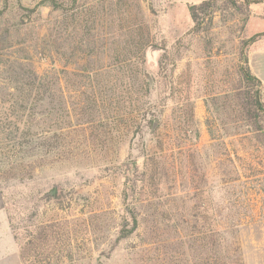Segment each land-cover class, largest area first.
Masks as SVG:
<instances>
[{"label": "rangeland", "instance_id": "374dc122", "mask_svg": "<svg viewBox=\"0 0 264 264\" xmlns=\"http://www.w3.org/2000/svg\"><path fill=\"white\" fill-rule=\"evenodd\" d=\"M41 1L0 0V32L9 28L0 44V264H166L169 256L173 264H183L179 251L163 247L178 239L171 237L173 232L187 241L188 223L204 225L207 233L214 222L242 264H264V150L242 137L244 128L232 127L233 115H219L210 104L243 88L236 63L239 53L248 58L253 44L264 40L261 36L245 43L264 32V0H233L235 5L219 1L213 14L200 17L197 32L188 9L205 0H78L73 5L57 0L82 12L86 40L92 39V32L99 37L82 58L72 54L75 42L69 35L63 45L67 60L48 36L58 12ZM27 11L32 12L29 18L22 16ZM14 24H19L16 32ZM132 27L151 44L137 53L122 48ZM115 50L120 58L145 61L143 78L149 91L138 103L146 115L141 133L123 118L130 105L127 96L120 107L115 101L106 104L107 120H100L103 108L98 105L89 117L82 115L83 96L96 87L76 77L78 68L93 60L89 74L114 81L122 74L97 61L111 60ZM24 63L37 75L51 68L63 70L64 77L51 73L61 90L58 85L45 94L32 90L27 103L22 102L21 87L7 78ZM118 90L119 85L107 88L106 94ZM259 95L264 103L262 84ZM56 96L64 99L61 120L54 117L57 105L49 103ZM14 105L17 119L8 117ZM152 114L163 121V153L167 142L179 140L183 150L197 149L196 166L188 168L181 156L175 180H161L158 195L138 200L151 205L141 210V217L154 204L165 210L169 228L148 234L141 226L122 238L121 232L133 226L128 206L136 198L130 190L134 172L148 151H159L152 134L156 128L152 131L153 122L148 123ZM15 126L19 134L27 132L20 140L25 151L3 140V130ZM212 137L221 144L217 150L209 147ZM12 159L16 166L7 173ZM175 218L179 222L173 230ZM39 231L43 235L37 237ZM184 259L191 263L188 253Z\"/></svg>", "mask_w": 264, "mask_h": 264}, {"label": "trees", "instance_id": "16d2710c", "mask_svg": "<svg viewBox=\"0 0 264 264\" xmlns=\"http://www.w3.org/2000/svg\"><path fill=\"white\" fill-rule=\"evenodd\" d=\"M65 1L73 5L78 0ZM219 1H225L229 5H235L233 0H205L197 5L189 6V15L192 23L194 24L193 32H197V30H199L200 17L213 14V9H215V6ZM41 5L51 7L52 10H56L58 12L52 26L48 29V36L53 42V48L56 49L57 54L61 58L66 60L68 58L66 48L65 46L63 47V45L65 44L66 38L69 35L73 36L75 42L72 49L73 55H81L80 57L85 58L84 56H87L89 52L95 48V45L99 41L98 34L92 32L90 35L92 39L86 40L84 26H82L81 21V19L83 20L81 11H73V7H63L62 4H60L57 0H42ZM71 9L72 11H70ZM30 13L32 12L27 11V14H22V16L29 18ZM9 16L14 17V14H10ZM70 23L73 24L71 32L68 31L70 28ZM18 25L19 24H14L12 26V29L15 32L18 30ZM134 30L138 31V28L134 29L132 27L130 29V32L126 34L128 38L123 42L122 48L123 50L137 53L138 51L149 47L151 44L147 38L143 39V37L139 35L138 32L135 33ZM3 33L5 35H9V28L0 32V44L3 41ZM261 36H264V32L253 35L245 42L246 45L255 42L258 37ZM60 48H62L61 53L59 52ZM114 52L115 57L111 58V60L107 61L101 59L97 61V63L102 65V68L113 67L114 70L117 71V74H122L121 76L116 75L113 77L114 81L107 80L109 76L106 75L97 76L96 73L93 75L89 74L92 71L89 65L90 63L94 62L93 60L88 59L84 65L78 68L81 73H77L76 77L83 78L85 80L87 79L89 86L96 87V89L92 88L89 92L84 94V111L82 115L89 117L92 115V107L98 105L103 108L102 113L99 114L100 120H107L109 117L107 116L105 108L106 104L108 102L111 104L112 101H115V104L120 107L121 101L127 96L130 105L128 111L123 114V118L126 122L130 123L134 132L141 133L145 127L144 122L146 115L144 112H142L143 106H139L138 103L147 95V92L149 91L148 84L143 78L145 61L142 57H136L132 59L120 58L118 52L116 50ZM236 69L238 71L239 83L242 84L243 88L239 86L231 92V95L224 94L222 96V101H218L219 99H214L210 104L212 109L219 115H222V113L226 112L227 116L229 117L233 115V121L236 122L232 127L244 128L245 133L242 137L249 141L256 148L260 147L262 150H264V103L260 100L259 95L261 82L251 73L248 58L243 53H239ZM52 71L58 72V74L62 75L63 77L65 76V72L63 70L56 71L55 68H51L42 75H37L33 72L30 64L24 63L18 65L14 74H10L7 79L19 84L21 87V91H18L20 92L19 96L21 95L20 98H22V102L26 104V101H28L32 90H37V95L39 92L45 94L50 90L52 85H58L59 90H61L62 87L59 84V79L56 77L53 80V76H51ZM124 80H126V82H123ZM78 83H81V80L75 82V84ZM106 85L109 89L119 85L118 94L114 93L115 96L114 94L107 95ZM52 102L55 104V106L57 105L54 117L56 120H61L63 115L60 111H62L64 99L60 96H56L49 100L50 104H52ZM50 104H47V107H50ZM21 109L24 110L25 106H22ZM30 109L32 110V108L29 107V110ZM8 110V117H12V119L18 118V109H16L15 105L10 106ZM186 111L188 117L187 120H191L192 109L188 107ZM27 116H30V118L34 117V115L31 113H29ZM112 119L114 121L118 120L115 116L112 117ZM152 122L156 123L155 126L152 125V131L156 128L157 133L154 131L152 134L156 138L159 151L156 149L153 151H148V155L143 157L144 162L141 166V169L138 172H134V175L136 173V177L134 176V179L131 181L130 190L134 193L136 198H134L132 203H130V206H128V211L132 216L133 226L131 231L123 230L121 232L122 238L128 237L129 234H133L135 232L137 233L141 226H144L143 229L144 231H147L148 234H153L158 230L164 231V229L169 228V223L164 222L165 216H167L165 210H159L157 207L158 205L154 204V206L150 209L151 211L149 210V212H146L145 216L141 217V210H144L145 207L149 209V206L151 205L147 204L146 206H142L138 200L141 196L148 199L153 195H158L161 180H166L167 178H171V181L175 180V174L179 169L178 165H181L183 162L181 156H184L186 160L184 162L188 168L191 169L196 166L194 162V154L197 153V149L195 148L192 153L189 152V148L183 150L182 147H178V145L181 143L179 140H173L172 143L167 142L168 145L164 149L165 152L163 153V136L165 137L163 130L164 126L162 124L163 121H161L159 115L152 114L148 120V123L150 124ZM28 123V126H31L32 119H29ZM10 124L11 122L8 123V126H10ZM13 128V130L11 128H7L8 132L7 130H3V133H5L3 140L7 141L8 143L11 142V147L14 150L17 149L20 151H25L26 148L20 140L26 136L27 132H21L19 134L18 127L15 126ZM213 138L214 137L211 138L213 142L209 145V147L217 150L221 144H215ZM173 145L176 146L173 147ZM16 159L17 157L14 158V160ZM14 160L12 159L10 164H6V167H8L7 173L13 171V168L16 166V161ZM191 171L194 172V170ZM166 210L168 213L171 212L169 209ZM192 210L193 207L190 209V211L192 212ZM172 221L174 225H172L170 228L174 230L179 220L175 218ZM187 227L190 228L184 235L185 237H188L187 241L179 237V235H175L176 233L173 232L171 237H175V239L177 237L178 239L169 245L165 244L163 246L167 248L168 252L170 253L172 250L179 251L182 255V260L184 261L183 264H186L184 259L186 253H188L189 257L191 258L190 264H242L240 262L239 255L235 251L230 250L229 246L227 245L224 233L218 226L217 222H214V224L209 227L207 233L204 225L198 227L196 223H188ZM192 234H194L193 237ZM41 235H43V232L41 231L36 233L37 237ZM169 246L171 247L169 248ZM167 258L169 260L166 264H173L172 257L169 256Z\"/></svg>", "mask_w": 264, "mask_h": 264}, {"label": "crops", "instance_id": "0c3cea01", "mask_svg": "<svg viewBox=\"0 0 264 264\" xmlns=\"http://www.w3.org/2000/svg\"><path fill=\"white\" fill-rule=\"evenodd\" d=\"M250 71L264 87V40L253 44L248 53Z\"/></svg>", "mask_w": 264, "mask_h": 264}, {"label": "water", "instance_id": "95a60500", "mask_svg": "<svg viewBox=\"0 0 264 264\" xmlns=\"http://www.w3.org/2000/svg\"><path fill=\"white\" fill-rule=\"evenodd\" d=\"M155 125H156V123L154 122V123H153V126H155ZM53 193H54V191L51 193V195H52Z\"/></svg>", "mask_w": 264, "mask_h": 264}]
</instances>
